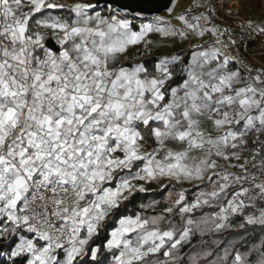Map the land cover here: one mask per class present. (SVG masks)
Wrapping results in <instances>:
<instances>
[{
  "label": "snow or ice",
  "instance_id": "obj_1",
  "mask_svg": "<svg viewBox=\"0 0 264 264\" xmlns=\"http://www.w3.org/2000/svg\"><path fill=\"white\" fill-rule=\"evenodd\" d=\"M203 7L195 0L171 17L166 6L169 19L134 30L100 0H0V264H105L104 249L109 264H185L182 247L227 230L232 216L264 229V64L234 54L243 37L214 22L215 4L193 12ZM240 28L261 36L264 20ZM150 34L188 41L189 58L126 65L120 58L142 42L147 52ZM252 137L260 146L245 155ZM205 181L212 190L189 202L182 186ZM152 182L167 206L125 215ZM204 208L218 211L194 215ZM174 212L178 225L166 220ZM110 217L106 242L93 245ZM242 239L222 253L223 241H202L187 264H264V236L244 252ZM161 250L164 261L148 260Z\"/></svg>",
  "mask_w": 264,
  "mask_h": 264
},
{
  "label": "trees",
  "instance_id": "obj_2",
  "mask_svg": "<svg viewBox=\"0 0 264 264\" xmlns=\"http://www.w3.org/2000/svg\"><path fill=\"white\" fill-rule=\"evenodd\" d=\"M209 4L206 5V7L202 10V12L207 11V6ZM67 5H71V4H67ZM217 7H218V10L215 13L216 19L214 22L220 25L221 30H223L224 27H228L233 35L237 36L238 38L243 37V40L240 42L239 47L234 49V51L238 54V56L240 57L241 55H244L245 57V54L247 53L249 57L250 53L253 52L255 55V59L249 58V64L255 65L257 67L264 64V43L259 41L260 36L255 35L253 37H250V36L245 35L243 32H241L238 29L237 31H234L232 28V25L227 23V21L229 20V17H227L221 12L220 4H218ZM28 10L29 9L26 8L24 11H28ZM116 11L118 10L113 8V11L111 14H113ZM105 13L108 14L107 12ZM120 16L121 17H132L133 19H135V21H132L134 30H138V26L141 24L140 22L144 21L142 18L133 17L125 12H120ZM151 50L152 51L150 52H146L144 49L143 53L140 56L134 57L133 59H129L128 57H126L125 59H123V61H125L126 65H131L132 63H136V62H144L149 68H151L153 65V61L157 57L164 56L161 53H157L154 48H152ZM181 50H184L185 59H188L190 56V51H189L190 46H186L182 49L175 50L174 52H171L170 54H166V55H172ZM233 67H235V65H233ZM134 183H143V182L134 181ZM197 183H202V189L195 187L194 184H185L182 186L188 189L187 199L189 202H191L195 198L198 191L203 190L204 188L208 186L206 181L197 182ZM169 190H172V189H169ZM166 194L167 192L161 193L160 187L154 188L151 190L147 189V191L144 193H137L130 201L125 202V205L123 207V213L125 215H129V214H135L137 212H142L146 216L158 215L161 213L162 209L167 206ZM154 200L160 201V203L157 204L155 208H146V209L141 208L142 204L147 205ZM214 211H218V209L204 208L201 210H196L194 215L199 217L202 214V212L211 213ZM250 211L251 209L246 210L245 214H247V212H250ZM166 220H170L172 221L173 224H177V225L180 223V217L178 213H175V212L173 214H167ZM242 222H244V218L242 216L240 215L232 216L229 221L230 227L227 230L214 234V235H208L204 237H201L199 234L194 236L191 240V243L185 244L180 251V255L185 257V264H187V255L193 250V246H195L196 248H199L201 246L202 241H208V244L204 245L205 247H213V245L211 244L212 240L223 241V243H221L218 248H215V251L217 253H222V249L229 242L233 240H241V238H243L241 242L244 245V247H240V245H237V247H240L241 252L246 251L247 247L251 243H259L261 237L264 236V229H262L258 225H245L244 228H240L239 225ZM114 226H115V218L110 217L109 220L105 223V226L101 230L99 236L94 237L92 241L93 245H99V244L105 243L106 239L109 237L110 231L112 230ZM162 227L167 229L168 227L167 222H165L162 225ZM104 252L107 256V259L105 260V264H109V262L111 261V254L108 253L107 249H104ZM101 259H104V257H101ZM165 259L166 258L163 256V250H161V252L156 254L155 256L148 257L149 261H156V260L164 261ZM252 259H255V257H253Z\"/></svg>",
  "mask_w": 264,
  "mask_h": 264
},
{
  "label": "crops",
  "instance_id": "obj_3",
  "mask_svg": "<svg viewBox=\"0 0 264 264\" xmlns=\"http://www.w3.org/2000/svg\"><path fill=\"white\" fill-rule=\"evenodd\" d=\"M201 1H203V0H201ZM216 3L217 4L220 3L221 12L224 15H226L227 17H229V20L227 21V23L232 25V28L234 31H237V29L241 31L240 25L246 23L248 20H252L253 22H256V23H259L261 20H264V0H217ZM25 9H23V10H25ZM229 12H231V15H228ZM105 15H108V14L105 13ZM113 15H115V14L113 13ZM40 31L43 32L45 30L40 29ZM241 32H243V31H241ZM243 33L245 35L249 36L246 32H243ZM48 35L49 36L51 35L50 30H48ZM158 36L159 35H157V34H150L146 38L147 40L151 41V43L147 45L149 52L152 48H154L157 53H161L163 55H166V54H170L171 52H174L175 50H179V49L184 48V47H174L173 45H171V44H173V43H171V42H173L172 40H170V39L166 40L162 37H160L162 39L158 38V40H160V43H159L158 41H156ZM253 36H255V35L253 34L250 37H253ZM260 42L264 43V35L260 36ZM175 44H177V43H175ZM144 49H145V44L143 42L139 45L132 46L128 49V51L120 59L123 60L126 57H128L129 59H133L134 57H138L143 53ZM138 52H139V55H137ZM117 63H119V61H117ZM203 127H206L209 130H211L210 124L203 125ZM259 140L263 141L260 138H259ZM251 143H253V144H252V146L248 145V149L245 151V155L248 154V150H250L251 148H258L260 146L258 142H255V137L253 138ZM161 155H163V153H161ZM250 158L251 157L249 156V159ZM256 160H260V157H257ZM242 162H243V160L240 161V163H242ZM233 163H235V161H233ZM221 164L223 166V165H225V162L221 161ZM229 170L233 171V169H229ZM145 187H146V189L151 190L154 188H158L160 186L156 185V184L152 185V183H150V184H146ZM203 190L204 191H211L212 187H211V185H208ZM231 191H232V189H229V192H231ZM167 195H168V193L166 194V197H167Z\"/></svg>",
  "mask_w": 264,
  "mask_h": 264
},
{
  "label": "water",
  "instance_id": "obj_4",
  "mask_svg": "<svg viewBox=\"0 0 264 264\" xmlns=\"http://www.w3.org/2000/svg\"><path fill=\"white\" fill-rule=\"evenodd\" d=\"M176 0H100L101 4H110L120 12L128 13L133 16L134 12L142 14L137 18L163 17L168 12L166 6L173 8ZM85 3H96L97 0L80 1ZM135 17V16H133Z\"/></svg>",
  "mask_w": 264,
  "mask_h": 264
},
{
  "label": "rangeland",
  "instance_id": "obj_5",
  "mask_svg": "<svg viewBox=\"0 0 264 264\" xmlns=\"http://www.w3.org/2000/svg\"><path fill=\"white\" fill-rule=\"evenodd\" d=\"M62 3H65V4H73L74 2H76V0H60ZM80 1H86V0H80ZM88 1V0H87ZM205 1V2H204ZM216 1L217 0H203V1H201L200 0V2L201 3H203V4H205V7H206V5L208 4V3H211V4H215L216 6L218 5V4H220V3H216ZM194 2H195V0H176L175 1V3H174V5H173V11H172V13H171V17H175L177 14H179V13H182V12H184L186 9H188L189 7H191L193 4H194ZM208 2V3H207ZM205 7H203V8H194L193 9V12L194 13H199V12H202V10L205 8ZM220 9H221V5H220ZM24 11V10H23ZM161 17V16H160ZM123 18H126V17H123ZM156 18L157 17H148V18H142L144 21H142V22H140V23H151V22H154L155 20H156ZM163 18L164 19H169V14L167 13L165 16H163ZM128 19V18H127ZM189 19H191V17H189ZM171 23L172 24H175V25H177V26H180L179 25V22L177 21V20H175V19H171ZM158 35V34H157ZM158 38H160V36H158L157 37V40L156 41H158L159 43H160V40H158ZM206 38H208V37H205V39ZM160 39H162V38H160ZM259 41H260V39H259ZM225 42H227L226 40H225ZM171 43H173V44H171V45H173L174 47H185V46H191L190 44H189V42L188 41H183V42H181V41H179V40H177L176 42H171ZM175 43H177V44H175ZM194 43H200V41H194ZM162 48V47H161ZM140 50V49H139ZM149 50V49H148ZM151 51V50H150ZM140 52V51H139ZM139 52H138V54L137 55H139ZM149 52V51H148ZM239 58H241V59H243L244 60V62L246 63V64H249V58H251V59H255V55H254V53L252 52V53H250V55H249V57H248V55H247V53L245 54V57H244V55H241ZM253 138L254 137H252L251 139H249V142H248V145H250V146H252V144L253 143H251V141L253 140ZM260 139H262L263 141H264V135H262V136H260L259 137ZM158 185L157 183H155V182H152V185ZM251 211H253L252 209H251ZM250 211V212H251Z\"/></svg>",
  "mask_w": 264,
  "mask_h": 264
},
{
  "label": "built area",
  "instance_id": "obj_6",
  "mask_svg": "<svg viewBox=\"0 0 264 264\" xmlns=\"http://www.w3.org/2000/svg\"><path fill=\"white\" fill-rule=\"evenodd\" d=\"M114 14H119L120 15V11H116L114 12ZM128 18L129 20L131 21H135V19H133L132 17H126ZM234 54L238 55L235 51H234ZM239 57V56H238ZM252 161H251V158L249 159V166L251 165ZM255 163L259 164V160H256ZM234 172H238L239 169H233ZM252 171H255V169H252Z\"/></svg>",
  "mask_w": 264,
  "mask_h": 264
}]
</instances>
